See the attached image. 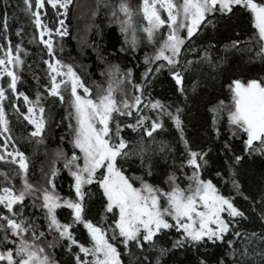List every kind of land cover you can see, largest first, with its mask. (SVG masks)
<instances>
[{
    "label": "snow or ice",
    "instance_id": "1",
    "mask_svg": "<svg viewBox=\"0 0 264 264\" xmlns=\"http://www.w3.org/2000/svg\"><path fill=\"white\" fill-rule=\"evenodd\" d=\"M72 2L73 0H47L53 8L65 10L61 15L67 14ZM23 3L25 11L33 18L32 22L39 31L40 42L44 44L49 57L55 59L53 42L44 37L46 35L52 37L55 34L63 38L69 35L64 20H60V27L53 31L51 27L43 23L39 11L33 10V8H43L44 0H35L34 5L32 0H23ZM234 6L250 14L252 27L255 30L254 37L258 44L256 55L264 60V0H142L140 11L147 25L140 30L146 34L148 41L156 42V33L165 25L168 28L166 36L161 34L160 44L154 56L146 58L145 63L166 61L172 79L183 94V75L176 71V68L180 64L179 57L186 46V39L190 40L206 21L211 23L207 20L209 15L216 12L233 13ZM116 7L125 17L120 21L121 31L127 33L130 29L132 30V44L135 47L137 28L133 22V9L128 0H120ZM161 9L167 13V20L162 18ZM112 15L117 16L115 10ZM183 30H186L187 37L182 34ZM17 35L21 33L18 32ZM0 51L4 53L3 57H0V76L8 78V90L11 94L17 98L23 97L25 105H28L24 120L34 127L30 133L31 137H41L45 128V108L40 106L41 96L38 93L36 100L32 101L18 90L20 77L14 69L23 63L19 55L22 51L21 45L16 44L13 49L9 43L6 49H0ZM204 59L211 64L209 57L205 56ZM44 63L50 69L51 86L47 89L48 95L59 97L63 103L66 100L64 92L70 90L71 98L68 102L71 112L68 118L76 121L75 126L69 124L73 133L71 141L74 149L73 155L70 158L65 157V168L68 169L72 178L70 194L61 196L57 191L55 180L58 170L56 168H52L44 186H37L28 179L29 165L23 152L16 150L14 153H7L10 160L0 154V160L18 164L22 181V187L19 190L14 186L0 188V206H2L0 208V233H3L0 237V245L3 247V250H0V264H56V261L46 254L45 248L37 244L45 233L39 231L34 222L24 218V209L28 207L26 198L30 196L34 197L31 207L39 208L43 212L49 231H55L61 240L67 241L69 251H72L75 246L79 248V253H83V256L76 254L75 264H121L120 252L111 241L119 238L125 248H130L132 244H135L143 249V246L148 244L150 248L155 249V237L163 230L173 228L180 233L179 238L173 242V248H181L187 244L195 247L197 251L209 242L213 245H216L218 241L224 242L229 233L237 237L243 235L235 230L234 223L237 218L246 219L244 211L235 204L234 198L221 194L211 180H204L200 175L203 165L207 164V153L193 151L189 146L184 136L181 108L177 107L173 114L167 111L165 105L159 100H149V104L144 107L150 106L151 110H159L157 118L152 120L149 128L145 123L149 117L143 115L140 108L143 89L141 85L133 84L131 70L124 77H117L116 87L113 86L114 82L110 78L108 87L93 97L91 89L71 64H64L59 59H55V63L50 60H45ZM187 63L191 65L193 61ZM9 65L12 67L10 68ZM164 66L160 64L155 71L160 72ZM148 71L151 72V68ZM125 80L133 84L134 90L141 94L134 95L131 100L126 98V95L118 100L116 96L118 87ZM229 88L232 93L228 116L230 125L246 136V139H243L246 152L255 151L264 155V80L252 79L247 84L241 83L240 80H233ZM8 90L0 87V133L10 131L3 107L5 99L11 100ZM16 111L19 112L20 109L16 108ZM133 111L137 113L136 116H133ZM114 113L135 119L134 124L128 123L125 128H130L132 132L142 131L150 139L153 133L164 127L160 121V115L168 116L180 133V141L183 142L187 152V165L193 170L192 176L187 177L189 180L187 189L179 187L175 176L169 177V190L164 191L146 182L143 177L129 178L124 174L122 167H118L119 161L130 159L133 154L139 155L141 167L147 168L148 175H152V164L150 160L145 159L148 149L143 142L138 151L135 149L130 151L129 141L122 135L123 129L120 121H116L115 129L110 126ZM237 134V131L233 132L234 136ZM9 138L5 137L6 140ZM166 147V145H161L160 151H165ZM76 149L79 150V154L76 153ZM235 159L239 161L241 157L236 156ZM0 175H4L6 181L9 180L7 174L0 173ZM132 179L139 180L141 187H134ZM229 180L233 188L240 192L239 183L231 177ZM93 183H98L103 190V195L107 200L106 212H113L115 215L114 209L119 210V217L114 220L115 227L111 229L110 238L105 228L93 223L85 215L86 197L89 195L85 190V185ZM72 192L74 196L71 195ZM244 199L249 198L245 196ZM164 204L166 206H163ZM260 204L261 218L264 219V194H262ZM61 208L70 210V222L62 223L58 219L57 209ZM168 217L174 223H170ZM81 224L90 237L89 246L78 242L73 235V226ZM29 232L32 233L31 237L27 235ZM37 232L39 236L36 235ZM256 235V233L252 234V236ZM259 239L264 243V233L260 234ZM227 245L232 249L230 255L234 257L231 264H248L250 255L260 256L261 264H264V248L257 251L245 245L243 250H238L231 240H228ZM49 246L54 245L49 244ZM167 251L166 248H160V256L165 255ZM87 257L91 259H86ZM146 259L149 258L146 257ZM149 264H152L150 259ZM156 264H160L159 258ZM199 264H208V261L201 259ZM217 264H226V262L220 260Z\"/></svg>",
    "mask_w": 264,
    "mask_h": 264
},
{
    "label": "rangeland",
    "instance_id": "2",
    "mask_svg": "<svg viewBox=\"0 0 264 264\" xmlns=\"http://www.w3.org/2000/svg\"><path fill=\"white\" fill-rule=\"evenodd\" d=\"M15 2L18 3L19 11L24 19L20 25H16L13 28L12 34L8 33L7 28V24L10 22L11 18L7 16L1 21L0 35L3 34L6 41V46L3 47V49H6L9 43H11L13 49L16 44H20L22 51L19 55L24 62L26 57L30 54L29 49H26L24 45L26 43L25 41L29 43L37 39L34 50L37 56L43 57V64L48 67L44 61L50 60L52 63H55V59H59L64 64H73L74 70L81 79L84 82L90 81L89 84L85 83L91 89L93 97L102 89L108 87L110 78L114 82L113 86L116 87L115 81L117 77L125 76L130 70V67L128 68L127 66L129 61H131L132 64L130 65L133 66L131 67V80L133 84L141 85L143 89L140 108L143 115L149 117L145 122L146 125L150 128L152 120L157 118L159 114V110H151L150 106L144 107V105L149 104V100H159L165 105L167 111H171L173 114H175L177 107L181 108L184 136L185 139L188 140L189 146L193 151L207 153V164L202 167V171L200 172L201 177L204 180H211L220 190L221 194L234 198V202L240 210L244 211L245 215L250 219H254L250 203L253 198L257 197V194L261 193L262 187L264 188V185H262L264 183V155L255 151L251 153L246 152L243 143V139H246V136L239 133L238 130L230 125L228 120L229 107L232 103V93L229 86L232 84V81L240 80L241 83L247 84V82L252 79L258 81L264 80V60L256 55L257 51L254 50V47L248 44L234 46V43H231L241 38L246 29L247 32L249 30L252 32L255 31L252 27L251 17L248 12L234 6L233 13L221 14L220 12H216L211 14L207 17V20H210L211 23L206 21L190 40L186 39V46L183 48L179 57L180 64L176 68V71L181 72L183 75L184 92L182 94L179 91V86L176 85L175 81L172 79L171 73L168 71L166 61L162 60L153 62L152 64H146L145 60L148 56L143 57V60L138 59V55L140 54L139 51L141 50L145 53L147 52L149 57L154 56L160 44L161 34L163 33V35L166 36L168 32V28L165 25L156 33V42L150 43L148 41L146 34L140 30L147 25V21L143 19V13L140 11L142 0H128L134 12L133 22L137 28L135 33L137 38L135 47H133L132 44V30L130 29L127 33L121 31L120 21L124 20L125 17L119 13L116 7L120 3V0H105L104 8L107 10L105 15L108 16V18H106V23L109 24L113 22V24H115L118 40L115 47L116 52L112 55L114 58H108V60L104 61L105 72H103V74L100 73L101 76L96 73L95 64L91 67V74L86 71L85 63L89 60V57H87V54H89L87 53L88 51H84L83 54L79 53L78 56L74 54L70 50V46L63 41V38L66 36L61 38L53 34L52 37H48L47 35L44 37V39H51L54 45L53 55L55 59L49 57L47 49L44 44L40 42L41 37L39 31L32 22L33 18L25 11L23 0H15ZM100 2H102V0H75L73 14L77 21H79V24L74 27L73 34L77 44L84 40L82 39L83 37L87 36L92 25V19L95 17ZM32 3L34 5L35 0H32ZM44 4L45 6L41 9L33 8L34 11H39L43 23L51 27L54 31L55 28L60 27L59 21L64 20L68 28L67 14L61 15L65 10L63 8H59V10L53 8L47 3V0H44ZM113 10L117 13L116 17L112 15ZM160 11L162 18L167 20V13L162 9ZM26 28L30 29L33 36H29L27 40L24 39L27 37ZM18 32H20L21 35H17ZM182 34L187 37L186 30H183ZM224 43H228V45ZM88 50L91 52V49ZM64 53H68L69 59L62 61L61 59L63 58H61V56H63ZM3 55L4 53L1 51L0 57H3ZM205 56L211 59V64L204 59ZM134 59H136V61H134ZM188 61H193V63L188 65ZM160 64H164L165 66L160 72H156L155 69L159 67ZM9 67L11 68L12 65H9ZM149 68H151V72L148 71ZM21 69L22 65L14 69L19 77V71H21ZM48 73H50L49 68ZM145 73H147L146 76ZM34 76L36 77L37 75L35 74ZM21 79L22 75L18 81V90L24 93L23 89L20 88V85H22L20 81L24 79ZM133 84L127 83L126 80L122 82L116 93L117 99H122L126 95V98L131 100L134 95H140V92L134 90ZM0 87L7 90L8 78L0 76ZM80 92L82 93V90H80ZM8 95L11 97V100L5 99L3 101V107L6 115H9L8 121L9 125H12L11 133L13 137L17 134L16 124L21 120L24 121L26 127L28 126L31 133L34 127L24 120L28 105H25L23 97L17 98L15 95H12L11 92H9ZM64 95L66 97L65 102L62 103L59 97L58 99L59 102L63 104L65 110L64 119L66 126L61 129H64L67 134V139H69V144H67V142L66 147L71 154L66 157L70 158L73 155L74 149L71 143L73 133L69 128V124L71 123L75 126L76 121L68 118L71 112L70 103L68 102L71 98L70 90L64 92ZM28 97L32 101L36 100V98ZM221 102H223L222 105ZM13 105H15V107H13ZM16 108H19L20 111L17 112ZM136 115L137 113L133 111V116ZM36 116L37 118L39 117L38 109L36 111ZM113 116L114 119L111 121L110 126L115 129L116 121L121 122V128L123 129L122 135L129 141L130 151L133 149L138 151L141 142H143L148 149L145 159L146 161L150 160L152 164V175H148L147 168L141 167L139 155L133 154L130 159L120 160L118 167H122L127 177H143L146 182L164 191H168L169 177L175 176L179 187L183 189L188 188L189 180L187 177L192 176L193 170L187 165V152L185 151L183 142L180 141V133L166 114L160 115V121L164 125L163 129H158L153 133L151 139L142 131L132 132L130 128H125L126 124L135 123V119L132 117L120 116L115 113ZM214 120L215 123H213ZM234 131L238 133L235 136L233 135ZM9 135L10 132H8L7 137H10ZM3 140L5 139L3 138ZM226 144L227 147H225ZM161 145L167 146L165 151H160ZM75 151L79 154L78 149ZM0 152H2L0 154L5 155L7 160H10L11 158L7 157V153H14L15 151L6 149L5 144H0ZM56 155H58L56 151L50 152L47 154V159L51 158V161H58L56 166L64 168L61 174L57 175L55 183L57 189L61 191L59 194L61 196H68L70 194V182L72 178L69 175L68 169L65 168V156L62 154L56 158ZM236 156H240L241 159L236 161ZM80 163L82 165L83 161L81 160ZM0 173H5L9 177V180L6 181L4 175H0V188L14 186L19 190L22 187L19 170H15L10 163L0 160ZM49 173H51V170H49ZM217 173H219V175H217ZM45 174L40 176V178H38L39 180L34 181L32 178H29V181L34 185L44 186L46 178L48 177V175ZM229 177L234 178V180L239 183L244 196L234 194ZM226 181L228 182L226 183ZM131 182L134 187H141L139 180L132 179ZM85 190L89 194L86 197V218L98 226L105 228L110 238L112 235L111 229L115 227L114 220L119 217V210L114 209L115 215L113 212H106L107 200L98 183L85 185ZM71 195L74 196V192H72ZM245 196L249 199L245 200ZM33 200L34 197L31 196L26 198L28 207L24 209V218L34 222L39 228V231L45 233V236L39 239L37 244L45 248L46 254L55 260L56 264H75V256L79 253V248L73 246L72 251H69L67 241L61 240L60 238L55 258L50 254L49 249L51 247L49 244L53 245V242L59 237V234L55 231H49L43 212L39 208L31 207ZM163 206H166V204ZM0 208H2V206H0ZM57 212L58 219L62 223L70 222V210L61 208L57 209ZM168 219L170 223H174L171 221L170 217H168ZM72 231L78 242L85 246H89L90 237L82 224L74 225ZM174 231L176 232L174 228L171 230H163V232H171L170 236ZM163 232L157 235V242L169 243L172 237H164ZM2 235L3 233H0V237H2ZM27 235L31 237L32 233L29 232ZM36 235L39 236V232H37ZM175 236L179 238L180 233L177 232ZM111 242L114 243V246H116L117 250L120 252L121 264H149V259L152 264H156V260L159 258L152 253V248L149 246H146L148 248H140V256L135 257L132 255L134 253L133 250L130 249L136 246L135 244H132L130 248H125L124 245L120 243L119 238ZM155 248H157V246ZM144 249L147 250L144 251ZM0 250H3L1 245ZM79 254L83 256V253ZM146 257L149 259H146ZM86 259L90 260L91 257H87ZM159 261L160 264H162V258H159Z\"/></svg>",
    "mask_w": 264,
    "mask_h": 264
},
{
    "label": "trees",
    "instance_id": "3",
    "mask_svg": "<svg viewBox=\"0 0 264 264\" xmlns=\"http://www.w3.org/2000/svg\"><path fill=\"white\" fill-rule=\"evenodd\" d=\"M17 4L18 3H16L15 0H0V24L5 17L9 16L11 18L10 20L11 24L9 22L7 24V28H8V33L10 34H12L11 32L13 28L16 25H20L24 19V17L21 15V12L19 11V6ZM74 4H75V0H73L67 12L69 35L63 38V41L70 46L69 47L70 50L74 54H77V56L79 53L83 54L84 51L87 50L88 51L87 53H89L87 54L89 60H87L86 61L87 63H85L86 71L91 74L92 72L91 67L93 64H95V71L96 73L99 74V76H101V74L105 72L104 61L108 60V58H114L112 55L114 54V52H116L115 47L118 40V36L116 33V26L115 24H113V22L109 24L106 23V18H108V16H106L105 14L107 10L104 8L105 0H102V2H100V5L97 7L95 17H93L92 19V25L89 32L87 33V36L83 37L82 39L84 40L80 41V43L78 42L77 44L76 40L74 39L73 29L75 26H78L79 21H77L75 15L73 14ZM246 32L247 29L243 32V36L241 38L234 40L235 45L240 46L242 44H248L253 46L254 50L257 51L258 44L256 38L254 37V32L250 30L247 33ZM30 34H31L30 29L26 28V36L28 38L26 37L24 39L25 40L29 39V36L33 37L32 34L31 35ZM36 40L37 39H34L29 43L25 41L26 43L24 45L26 49H29L30 54L26 57V59L22 63V69L21 71H19L20 77L22 75L21 80L24 79L23 81H20V83L22 84L20 85V88H22L24 93L27 96H30V98L32 97L35 99L37 94L38 93L40 94L41 96L40 106L45 108L44 118L46 124L44 131L41 137H36V138L31 137L28 126L26 127L24 121L21 120L16 124V130H17L16 133L19 136L16 134L15 137H13L11 133L12 125H9V129H10L9 139L7 140L5 139V137H7L8 132L7 134L0 133V144H5L6 149H9L11 151L19 150L25 154L29 165L28 179L32 178L34 181L39 180L38 178H40V176H42L45 173L49 176L50 175L49 170H52V168H56L58 170L57 175L58 174L60 175L62 169H64L63 167L61 168L56 166L58 164L57 163L58 161L56 160L51 161V158L47 159L48 153L56 151L58 153V155H56V158H58L62 154L65 157L71 154L69 149L66 147V143L68 142L67 144H69V139H67V134L64 131V129H61L62 127L66 126L64 119L65 116L64 106L62 103L59 102L58 97H53L48 95L47 89L50 86L48 67L43 64L42 62L43 57L36 55V51L34 50L36 45ZM224 44L228 45V43H224ZM5 46H6V41H5V37L2 34L0 35V49H3V47ZM88 49H91V52L93 54ZM139 52H140V54L138 55L139 60L140 59L143 60V57L145 56L149 57V55H147V52L145 53L143 50ZM61 58L60 59L62 61L68 60L69 59L68 53H64L63 56H61ZM134 61H136V59H134ZM130 64H132L131 61H129L127 67L128 68L130 67L131 70V67L133 66ZM35 74L38 77L37 76L35 77L34 76ZM88 81L85 82L89 84L90 81L89 82ZM9 92L10 90H8V93ZM8 118L9 115L8 116L6 115L7 120ZM3 138L5 140H3ZM10 164L11 166L14 167L15 170H19L18 164H13V163ZM262 185H264V183ZM57 191L59 193L61 192L59 189H57ZM233 192L236 195L244 196L241 189L240 192H237L233 188ZM260 192L261 193L257 194V197L253 198V200H251L250 203V207L253 210L252 216H254V219H250L245 215L246 219L237 218V220L234 223L235 230L242 233L243 234L242 236L237 237L234 236L232 233H229L225 237L224 242L218 241L216 245H213L211 244V242H209L208 245L201 246L199 248V251H197L195 247L189 246L187 244L181 248H173L172 247L173 242L178 238L177 236H175L177 232L174 231L171 236H170L171 232L170 233L163 232L164 237H169V238L172 237V239H170L169 243H164L159 241L157 242V238L155 237L157 248L151 249L152 253H154L155 256L162 258L163 260L162 264H199V261L201 259L207 260L208 264H217V261L220 260H224L226 264H231V261L234 259V257L230 255L232 249L228 248L227 245L228 240H231L234 247L238 250H243L245 245H247L250 249H256L257 251L260 250L261 248H264V243H262L259 239L260 234L264 233V219L261 218V204H260L262 194H264L263 187ZM253 233H256L257 235L252 236ZM245 237H247V239H245ZM59 242L60 239L59 237H57L56 240L53 242L54 246H52L49 249L50 254L54 256V258L56 256L57 249L59 247ZM146 246L149 245L145 244L143 248H148ZM1 248L3 249L2 245ZM160 248L168 249L167 253L163 256H160V252H159ZM130 249L133 250L134 252V253L132 252L133 253L132 255H134L135 257L140 256L139 253L141 251L140 248H138L137 246H133V248ZM145 250L147 249H144V251ZM239 258L243 259L242 257ZM248 264H261V257L250 255L248 257Z\"/></svg>",
    "mask_w": 264,
    "mask_h": 264
},
{
    "label": "flooded vegetation",
    "instance_id": "4",
    "mask_svg": "<svg viewBox=\"0 0 264 264\" xmlns=\"http://www.w3.org/2000/svg\"><path fill=\"white\" fill-rule=\"evenodd\" d=\"M219 101H220V99H219Z\"/></svg>",
    "mask_w": 264,
    "mask_h": 264
},
{
    "label": "bare ground",
    "instance_id": "5",
    "mask_svg": "<svg viewBox=\"0 0 264 264\" xmlns=\"http://www.w3.org/2000/svg\"><path fill=\"white\" fill-rule=\"evenodd\" d=\"M10 32V31H9Z\"/></svg>",
    "mask_w": 264,
    "mask_h": 264
}]
</instances>
